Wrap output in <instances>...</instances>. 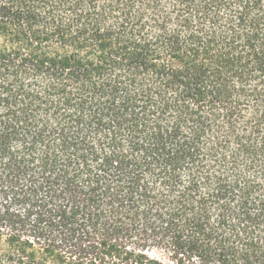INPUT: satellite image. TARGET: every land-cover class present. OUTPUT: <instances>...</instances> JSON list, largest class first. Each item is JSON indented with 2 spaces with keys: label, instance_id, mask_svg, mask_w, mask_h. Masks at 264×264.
<instances>
[{
  "label": "trees",
  "instance_id": "16d2710c",
  "mask_svg": "<svg viewBox=\"0 0 264 264\" xmlns=\"http://www.w3.org/2000/svg\"><path fill=\"white\" fill-rule=\"evenodd\" d=\"M0 264H264V0H0Z\"/></svg>",
  "mask_w": 264,
  "mask_h": 264
}]
</instances>
